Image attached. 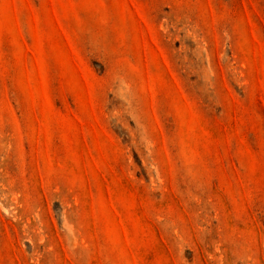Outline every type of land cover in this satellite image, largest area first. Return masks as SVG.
<instances>
[{
    "label": "rangeland",
    "instance_id": "374dc122",
    "mask_svg": "<svg viewBox=\"0 0 264 264\" xmlns=\"http://www.w3.org/2000/svg\"><path fill=\"white\" fill-rule=\"evenodd\" d=\"M0 264H264V0H0Z\"/></svg>",
    "mask_w": 264,
    "mask_h": 264
}]
</instances>
